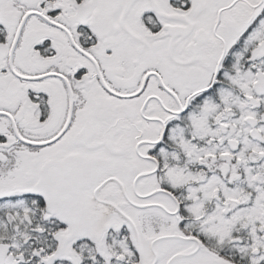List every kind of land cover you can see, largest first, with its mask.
Returning <instances> with one entry per match:
<instances>
[{
	"label": "snow or ice",
	"instance_id": "snow-or-ice-1",
	"mask_svg": "<svg viewBox=\"0 0 264 264\" xmlns=\"http://www.w3.org/2000/svg\"><path fill=\"white\" fill-rule=\"evenodd\" d=\"M0 264H264V0H0Z\"/></svg>",
	"mask_w": 264,
	"mask_h": 264
}]
</instances>
